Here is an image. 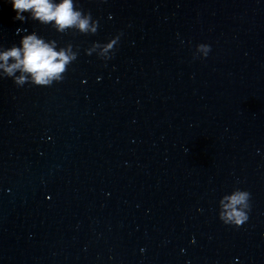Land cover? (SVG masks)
I'll return each mask as SVG.
<instances>
[{
	"label": "water",
	"instance_id": "water-1",
	"mask_svg": "<svg viewBox=\"0 0 264 264\" xmlns=\"http://www.w3.org/2000/svg\"><path fill=\"white\" fill-rule=\"evenodd\" d=\"M76 6L95 32L0 0V50L76 53L48 86L0 70V264H264V0ZM233 187L240 226L217 215Z\"/></svg>",
	"mask_w": 264,
	"mask_h": 264
},
{
	"label": "clouds",
	"instance_id": "clouds-1",
	"mask_svg": "<svg viewBox=\"0 0 264 264\" xmlns=\"http://www.w3.org/2000/svg\"><path fill=\"white\" fill-rule=\"evenodd\" d=\"M15 10L14 19H26L28 13L33 19L42 23L51 22L57 31L76 28L80 32H95L98 22L91 13H86L76 6V0H9ZM17 32L21 29L16 28ZM115 40L105 44V49H111ZM210 45L200 42L195 45L201 57H206ZM11 58V59H10ZM76 58L71 47H56L55 41H47L35 32L20 39L18 45L0 50V70L3 74L12 76L17 85L30 82L38 86H48L54 81L63 80L68 64ZM19 70L20 75H14ZM251 193L249 190L233 187L223 194L218 201L217 215L224 223L240 226L249 219L251 210Z\"/></svg>",
	"mask_w": 264,
	"mask_h": 264
}]
</instances>
